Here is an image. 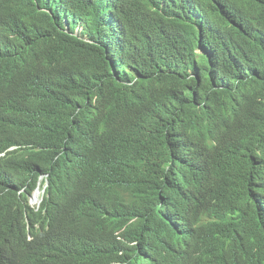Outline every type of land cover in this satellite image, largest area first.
<instances>
[{"label": "trees", "instance_id": "obj_1", "mask_svg": "<svg viewBox=\"0 0 264 264\" xmlns=\"http://www.w3.org/2000/svg\"><path fill=\"white\" fill-rule=\"evenodd\" d=\"M116 1L125 28L117 43L88 22L74 34L73 16L67 30L55 16L64 0H0V28L15 42L4 56L31 47L44 65L20 85L26 100L12 127L23 149L16 173L0 180L2 219L39 162L60 153L70 119L88 109L109 124L101 151L116 164L102 186L104 233L96 239L87 223L91 264H157L161 223L147 214L177 132L208 166L190 215L200 262L264 264V0ZM28 258L0 249V264Z\"/></svg>", "mask_w": 264, "mask_h": 264}, {"label": "clouds", "instance_id": "obj_2", "mask_svg": "<svg viewBox=\"0 0 264 264\" xmlns=\"http://www.w3.org/2000/svg\"><path fill=\"white\" fill-rule=\"evenodd\" d=\"M116 2L64 0L55 16L67 30L68 18L73 16L77 25L74 34L78 35L87 22L96 29H108L113 32L110 40L117 43L125 28L118 17ZM61 9L69 16L60 14ZM14 47L15 42L0 28V180L16 173L12 162L23 149L13 136L17 127H12L26 100L20 85L29 80L33 83L44 66L31 47L29 52L12 59L5 57L4 54ZM109 132L110 126L100 113L78 109L77 115L67 124L62 140L56 143L62 145L60 153L48 156L46 166L40 161L35 175L17 190L14 213L3 220L5 214L0 209L2 251L24 252L29 256L27 264H91V256L82 251L93 249L87 223L98 229L96 239L104 233L101 228L109 220V214L102 186L114 181L116 173L111 153L101 151L108 146L105 137ZM169 145V160L163 166L164 189L147 214L161 223L156 262L203 264L198 249L195 250L192 230L196 225L191 222L190 215L197 192L209 184L208 166L187 132L175 133ZM43 147H46L44 142ZM191 172H195L193 177L189 176ZM179 191L190 194L180 196ZM32 198L36 206L31 205Z\"/></svg>", "mask_w": 264, "mask_h": 264}, {"label": "rangeland", "instance_id": "obj_3", "mask_svg": "<svg viewBox=\"0 0 264 264\" xmlns=\"http://www.w3.org/2000/svg\"><path fill=\"white\" fill-rule=\"evenodd\" d=\"M118 17H119V15H118ZM119 18H120V17H119ZM118 38H120V37H117V39H118ZM198 185H199V187L201 186L200 183H199ZM32 200H33V198H32L31 201H30L31 205H32V206H36L37 204L33 203Z\"/></svg>", "mask_w": 264, "mask_h": 264}, {"label": "bare ground", "instance_id": "obj_4", "mask_svg": "<svg viewBox=\"0 0 264 264\" xmlns=\"http://www.w3.org/2000/svg\"><path fill=\"white\" fill-rule=\"evenodd\" d=\"M64 16H69L68 14H65V13H63V12H61ZM262 224V223H261ZM207 246V245H206Z\"/></svg>", "mask_w": 264, "mask_h": 264}]
</instances>
